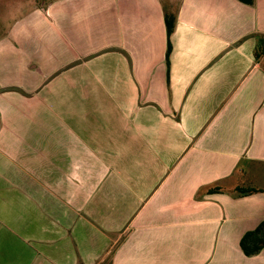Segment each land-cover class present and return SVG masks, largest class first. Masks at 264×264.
Wrapping results in <instances>:
<instances>
[{"label": "crops", "instance_id": "crops-1", "mask_svg": "<svg viewBox=\"0 0 264 264\" xmlns=\"http://www.w3.org/2000/svg\"><path fill=\"white\" fill-rule=\"evenodd\" d=\"M263 222L264 0H53L0 38V264H264Z\"/></svg>", "mask_w": 264, "mask_h": 264}, {"label": "rangeland", "instance_id": "rangeland-1", "mask_svg": "<svg viewBox=\"0 0 264 264\" xmlns=\"http://www.w3.org/2000/svg\"><path fill=\"white\" fill-rule=\"evenodd\" d=\"M51 1L53 0H0V38L6 35L16 20L37 7H46Z\"/></svg>", "mask_w": 264, "mask_h": 264}, {"label": "trees", "instance_id": "trees-1", "mask_svg": "<svg viewBox=\"0 0 264 264\" xmlns=\"http://www.w3.org/2000/svg\"><path fill=\"white\" fill-rule=\"evenodd\" d=\"M248 5H253L255 0H240ZM176 17L170 14L166 16L169 37L173 33ZM169 46V53H170ZM241 246L247 256L255 255L264 249V222L252 232L247 233L242 239Z\"/></svg>", "mask_w": 264, "mask_h": 264}]
</instances>
